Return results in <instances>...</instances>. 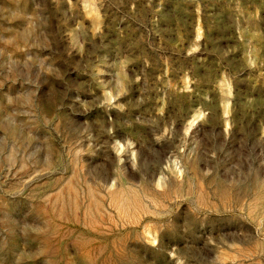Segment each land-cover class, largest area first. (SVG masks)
<instances>
[{"label": "rangeland", "instance_id": "obj_1", "mask_svg": "<svg viewBox=\"0 0 264 264\" xmlns=\"http://www.w3.org/2000/svg\"><path fill=\"white\" fill-rule=\"evenodd\" d=\"M0 264H264V0H0Z\"/></svg>", "mask_w": 264, "mask_h": 264}]
</instances>
